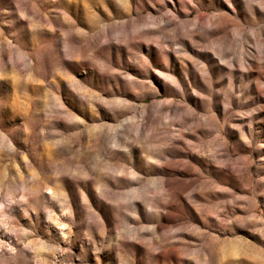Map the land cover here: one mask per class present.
<instances>
[{
    "label": "rangeland",
    "instance_id": "rangeland-1",
    "mask_svg": "<svg viewBox=\"0 0 264 264\" xmlns=\"http://www.w3.org/2000/svg\"><path fill=\"white\" fill-rule=\"evenodd\" d=\"M0 264H264V0H0Z\"/></svg>",
    "mask_w": 264,
    "mask_h": 264
}]
</instances>
